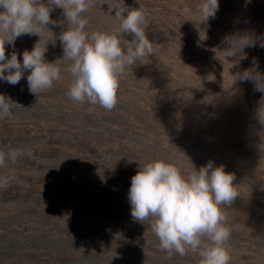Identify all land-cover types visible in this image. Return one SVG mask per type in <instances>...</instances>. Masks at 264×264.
I'll list each match as a JSON object with an SVG mask.
<instances>
[{"label": "rangeland", "instance_id": "1", "mask_svg": "<svg viewBox=\"0 0 264 264\" xmlns=\"http://www.w3.org/2000/svg\"><path fill=\"white\" fill-rule=\"evenodd\" d=\"M123 2L146 10L154 50L122 75L111 111L66 95L72 61L59 40L62 9L51 12L50 31L5 45L6 57L16 52L21 63L25 50L47 45L45 60L62 71L37 94L30 72L17 85L0 80V94L19 105L0 121V147L31 150L0 169L14 175L0 189V264H200L198 253L161 251L151 221L131 215V178L156 159L185 174L209 162L234 174L239 195L223 209L230 264H264V93L233 77L254 64L264 73V0H218L207 21L197 14L200 0H95L85 30L131 41L114 18ZM235 37L253 41L242 59L223 53Z\"/></svg>", "mask_w": 264, "mask_h": 264}, {"label": "clouds", "instance_id": "2", "mask_svg": "<svg viewBox=\"0 0 264 264\" xmlns=\"http://www.w3.org/2000/svg\"><path fill=\"white\" fill-rule=\"evenodd\" d=\"M94 4L95 0H47L46 3L0 0V80L17 85L25 72H30L28 88L37 94L61 79L62 69L56 62L45 60L47 45L41 47L38 42L31 51L25 50L22 63L16 52L7 58L5 49L6 44H14L22 35L40 36L42 31H50L48 25L57 23L50 14L59 8L67 24L59 40L64 58L72 61L65 69L72 77L66 95L75 103L88 102L111 111L118 102L120 78L136 62L151 56L154 44L146 35V10L140 7L129 10L124 2L113 7L114 18L120 21L118 31L132 35L131 41L108 32L86 31L85 14ZM218 8V0H200L197 14L207 21ZM183 11L188 14L190 9L185 7ZM252 44L248 37H235L228 41L223 53L226 57L242 59L243 49ZM258 67L254 64L233 77L235 81H252L255 90L264 93V73ZM17 106L10 97L0 94V121L10 118ZM257 116L264 124V96ZM26 153L31 155V150L0 147V169L15 164ZM13 179V174H0V189H6ZM234 179V174L226 172L224 166L214 167L212 162L198 171L193 167L191 173L185 174L170 162L153 160L140 166L131 178L128 191L131 215L141 223L151 221L150 228L159 240L160 250L169 255L193 252L198 253L200 264H230L231 228L223 209L231 206L239 195L233 186Z\"/></svg>", "mask_w": 264, "mask_h": 264}]
</instances>
